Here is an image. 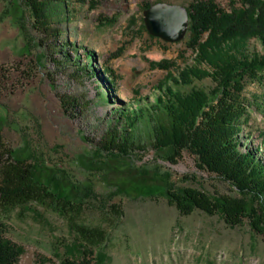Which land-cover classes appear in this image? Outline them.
<instances>
[{"label": "rangeland", "instance_id": "374dc122", "mask_svg": "<svg viewBox=\"0 0 264 264\" xmlns=\"http://www.w3.org/2000/svg\"><path fill=\"white\" fill-rule=\"evenodd\" d=\"M194 1L69 0V19L62 35L53 37L32 24L23 0H0V161H6L9 150L16 157L29 154L31 162L59 180L60 190L85 199L75 219L106 232L107 240L97 248L99 264H264V237L254 235L247 221L232 228L218 215L195 211L183 216L162 195L168 174L178 186L235 194L228 182L199 169L190 153L176 164L158 156L149 143L121 161L93 153L114 120L111 112L153 100L156 84L168 72L176 75L192 64L190 31L173 43L150 35L145 6L188 7ZM214 1L223 9L232 4ZM21 9L24 32L13 23ZM87 52L94 54L90 63ZM161 60L171 62L170 68L151 66ZM79 64H92L97 72L111 68L116 84L100 85L78 72ZM103 84L111 88L104 102L97 99ZM193 85L208 90L212 81ZM243 97L251 112L241 133L250 138H242L245 149L247 142L255 146L264 131V84L248 82ZM67 98H75L77 107L66 108L62 100ZM0 228L23 249L17 264H60L63 248L76 239L67 217L34 202L0 210Z\"/></svg>", "mask_w": 264, "mask_h": 264}, {"label": "trees", "instance_id": "16d2710c", "mask_svg": "<svg viewBox=\"0 0 264 264\" xmlns=\"http://www.w3.org/2000/svg\"><path fill=\"white\" fill-rule=\"evenodd\" d=\"M23 1L37 29L53 37L62 35L61 26L69 19V0ZM231 2L229 9L219 7L214 0H197L186 7L192 64L176 75L168 72L156 84L153 100L144 98L135 108L127 105L111 112L114 120L107 124L100 147L93 153L109 162L121 161L141 144L149 143L158 156L164 155L166 161L176 164L188 152L199 169L228 182L235 194L213 195L193 186H178L168 174L161 192L169 204L183 216L195 211L218 215L232 228L247 221L254 235L264 237V131L255 146L247 142L245 149L242 138L247 136L241 135L251 114L243 97L245 86L248 82L264 84V0ZM23 16L21 9L13 22L22 32ZM85 56L89 63L94 59L93 52ZM151 66L168 69L171 62L161 60L151 62ZM76 68L100 85L107 81L113 88L116 84L109 67L100 72L92 64ZM206 78L212 81L208 90L193 85ZM103 88L97 91V99L102 102L111 89L105 84ZM76 102L75 98L62 100L66 108L77 107ZM6 153V161H0V210L10 211L33 202L51 208L68 218L76 234L74 243L63 248L60 264H99L97 248L107 240L106 232L75 219L85 199L72 198L65 189L60 190L59 180L51 177L50 170L31 162L29 154L16 157L13 151ZM111 208L119 211L115 205ZM22 252L0 228V264H17Z\"/></svg>", "mask_w": 264, "mask_h": 264}, {"label": "water", "instance_id": "95a60500", "mask_svg": "<svg viewBox=\"0 0 264 264\" xmlns=\"http://www.w3.org/2000/svg\"><path fill=\"white\" fill-rule=\"evenodd\" d=\"M143 16L149 34L166 42L181 41L188 31L189 15L185 6L157 2L146 8Z\"/></svg>", "mask_w": 264, "mask_h": 264}]
</instances>
